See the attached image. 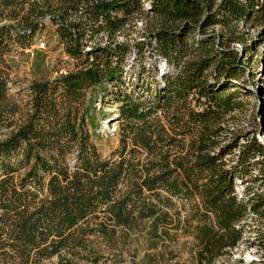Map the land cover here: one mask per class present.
Returning <instances> with one entry per match:
<instances>
[{
  "label": "trees",
  "instance_id": "1",
  "mask_svg": "<svg viewBox=\"0 0 264 264\" xmlns=\"http://www.w3.org/2000/svg\"><path fill=\"white\" fill-rule=\"evenodd\" d=\"M141 13L159 26L137 53L128 42L89 46L100 20L116 31ZM0 21V130L10 131L0 142V264H45L81 246L101 214L127 226L185 213L202 264L237 248L252 215L264 223V195L236 191L264 186V146L250 134L223 142L225 118L252 94L233 44L264 45V0H0ZM239 28L257 29L250 45ZM49 30L73 69L34 82L22 104L10 94L12 56ZM149 47L159 67L129 78V58ZM106 98L120 123L107 158L90 130Z\"/></svg>",
  "mask_w": 264,
  "mask_h": 264
},
{
  "label": "rangeland",
  "instance_id": "2",
  "mask_svg": "<svg viewBox=\"0 0 264 264\" xmlns=\"http://www.w3.org/2000/svg\"><path fill=\"white\" fill-rule=\"evenodd\" d=\"M120 18L119 13H112ZM7 21L1 22L5 23ZM158 20L145 13L137 14L128 19L116 31L106 28L105 20H100L92 34L94 38L89 46L107 44L109 42H128L133 48L137 43L149 40V34L158 27ZM97 31V32H96ZM250 45L255 38L257 29L239 28ZM209 33L224 34L220 27L209 29ZM240 52L243 65L247 68L245 78L251 93L244 98L246 110L232 117L225 118L224 125L227 136L223 138L227 144L234 133L255 136L264 146V45L247 50L242 44H233ZM140 46L138 49H143ZM143 51V50H142ZM139 54L128 60V76H134L142 65L152 68L159 67V59L151 48H146L144 55ZM10 94L25 104L31 99L29 87L37 81L53 79L61 73L73 69L74 62L67 56L58 35L49 30L35 39L34 44L24 53L12 56ZM251 75H254L252 78ZM148 77V75L146 76ZM135 80V78H134ZM260 87V88H259ZM93 123L90 127L92 137L101 155L105 158L120 146L119 106L113 100L105 99L94 107ZM9 130H0V142L9 135ZM246 187L257 194L264 195V186L260 183L242 184L236 182L238 197L245 196ZM253 195V194H252ZM93 234L84 239L81 246L72 248L55 256L45 264H202L200 263L201 244L196 237V228L186 220L185 213L180 217L173 215L166 222L131 223L117 225L103 214L89 224ZM243 241L229 254L216 259L212 264H264V223L251 216L246 224Z\"/></svg>",
  "mask_w": 264,
  "mask_h": 264
},
{
  "label": "water",
  "instance_id": "3",
  "mask_svg": "<svg viewBox=\"0 0 264 264\" xmlns=\"http://www.w3.org/2000/svg\"><path fill=\"white\" fill-rule=\"evenodd\" d=\"M6 23H7V22H5V23H2V24H6ZM2 24H1V25H2Z\"/></svg>",
  "mask_w": 264,
  "mask_h": 264
},
{
  "label": "built area",
  "instance_id": "4",
  "mask_svg": "<svg viewBox=\"0 0 264 264\" xmlns=\"http://www.w3.org/2000/svg\"><path fill=\"white\" fill-rule=\"evenodd\" d=\"M163 63H165V62L163 61Z\"/></svg>",
  "mask_w": 264,
  "mask_h": 264
}]
</instances>
